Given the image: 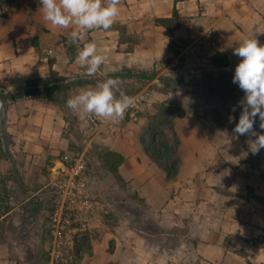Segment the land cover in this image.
I'll list each match as a JSON object with an SVG mask.
<instances>
[{"label":"crops","instance_id":"0c3cea01","mask_svg":"<svg viewBox=\"0 0 264 264\" xmlns=\"http://www.w3.org/2000/svg\"><path fill=\"white\" fill-rule=\"evenodd\" d=\"M40 7L38 0H0V264H52L51 184L73 154L58 105L2 97L24 91L27 80L51 73L75 79L86 71L75 63L71 29L45 22ZM119 10L109 30L88 31L80 46L94 41L107 56L92 78L114 75L136 86L129 96L149 97L121 134L83 139L81 154L90 148L100 159L110 151L123 160L120 182L104 170L107 188L90 175L96 190L116 199L90 219L79 264H264V156L253 155L221 116L227 107L240 110L233 49L244 37L264 45V0H120ZM217 53L226 68L214 66ZM142 73L153 77L143 81ZM95 85L75 88L68 99ZM163 106L185 110L172 129L163 128L169 143L178 140L179 168L170 180L141 143ZM204 108L219 115H203ZM71 113L81 129L84 119Z\"/></svg>","mask_w":264,"mask_h":264},{"label":"clouds","instance_id":"9594fccd","mask_svg":"<svg viewBox=\"0 0 264 264\" xmlns=\"http://www.w3.org/2000/svg\"><path fill=\"white\" fill-rule=\"evenodd\" d=\"M43 20L61 29H71L70 43L77 49L75 63L86 69L84 75L94 76L106 62L107 56L98 53L97 44L84 43L90 30H109L119 16L120 0H38ZM240 58L232 82L245 93L243 111L234 134L255 137L248 141L253 155L264 149V45L256 38L244 37L233 49ZM11 89V88H9ZM135 98L120 90L118 78H107L95 87L81 90L66 101L65 107L81 119L98 118L119 125ZM3 102H0V108ZM259 118L261 132L254 130Z\"/></svg>","mask_w":264,"mask_h":264},{"label":"built area","instance_id":"2783aa9c","mask_svg":"<svg viewBox=\"0 0 264 264\" xmlns=\"http://www.w3.org/2000/svg\"><path fill=\"white\" fill-rule=\"evenodd\" d=\"M148 97L147 91L134 96L135 106L126 111L119 125L98 118L84 119L79 129L81 136L86 140L101 134H121L126 123L139 120L141 105ZM77 156L71 166L64 165L59 170L51 184L54 203L47 230L48 257L52 264H79L81 245L91 233L90 219L105 213L110 204L94 194L84 155Z\"/></svg>","mask_w":264,"mask_h":264},{"label":"trees","instance_id":"16d2710c","mask_svg":"<svg viewBox=\"0 0 264 264\" xmlns=\"http://www.w3.org/2000/svg\"><path fill=\"white\" fill-rule=\"evenodd\" d=\"M177 54V52H176ZM214 66L217 68H226L228 66L226 57L223 53H217L213 57ZM128 76H131L130 74ZM133 77H136L132 75ZM152 74H140L139 79L143 81H150ZM116 78V76L107 77ZM106 78V79H107ZM101 81L100 79L92 77H77L75 79H63L57 76L55 73H51L49 77L44 79H32L26 81V88L24 91L12 94H6L2 98L5 101H15L23 98H46L47 100L55 103L64 112L66 119L69 122L71 136L74 140L78 141L82 138L77 126V121L71 111L65 107L66 101L70 93L77 87L85 85H93ZM245 96V93L242 94ZM0 95V99H1ZM242 98V96L240 97ZM4 105V104H3ZM185 114V110L179 107L163 106L159 112L149 119L146 128L143 131L141 137V143L144 150L149 157L157 163V165L163 169L167 179H173L178 172L179 158L177 156L178 140L175 139L173 143H169L164 134L163 128L172 129V122L175 118L182 117ZM1 120L4 122V114L1 116ZM259 125L255 124L254 128ZM260 129V128H259ZM121 155L114 152H105L101 156L102 169L107 170L111 174L116 176L117 181L120 182L117 176V168L122 162ZM88 168V167H87ZM89 173V172H88ZM92 177V176H91ZM93 178V177H92ZM95 182L98 184V178L95 176ZM92 184V188H93ZM106 190V189H104ZM95 190L94 194L102 201H112L116 199V195L111 191ZM83 251L88 248V239H84L81 245ZM82 256H79V260Z\"/></svg>","mask_w":264,"mask_h":264},{"label":"rangeland","instance_id":"374dc122","mask_svg":"<svg viewBox=\"0 0 264 264\" xmlns=\"http://www.w3.org/2000/svg\"><path fill=\"white\" fill-rule=\"evenodd\" d=\"M136 89V86L134 84H120V90L123 91L125 94H129L134 92ZM230 89V88H229ZM230 95V92L228 93V97ZM227 99H230V97ZM244 99V96L242 95V98L237 99L235 102H237V106L239 107L240 110H234L233 108H229L227 107V109L222 113L221 116H223V118H227L226 121L232 122V125H236L239 121V117L243 111L242 106L240 105V102H242ZM231 104V102H230ZM233 104V103H232ZM203 115H211L214 113L210 110L207 109H203L202 111ZM213 115H219V113H214ZM216 117V116H215ZM218 117V116H217ZM260 121L259 118L257 117L255 124L259 125ZM254 124V125H255ZM255 131L257 132H261V130L258 127L254 128ZM82 139L81 140H74L72 141V149H73V154H71V156H69L66 160H64V165L65 166H71L74 163V160L77 159V154H81L84 151L85 148V143L83 141V137L80 136ZM243 139H245L247 142L255 137H249V136H241ZM248 144V143H247ZM98 153L97 151H94L92 149H88L86 150V152L84 153V158L86 160V164L88 167V172L89 175H91L93 178H95V176H97L98 178V184L99 185H103L102 188H107L109 187V184H111V177L102 169V161L101 159L98 157ZM262 154V156H264V149H261V151L259 152V154ZM111 186V185H110ZM96 190V186L94 184L93 186V191Z\"/></svg>","mask_w":264,"mask_h":264}]
</instances>
